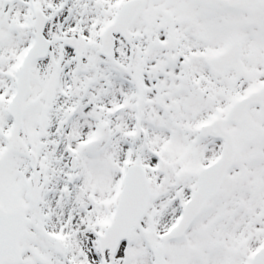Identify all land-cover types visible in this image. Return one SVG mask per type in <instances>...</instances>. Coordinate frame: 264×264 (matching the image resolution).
<instances>
[{
    "label": "snow or ice",
    "instance_id": "1",
    "mask_svg": "<svg viewBox=\"0 0 264 264\" xmlns=\"http://www.w3.org/2000/svg\"><path fill=\"white\" fill-rule=\"evenodd\" d=\"M0 264H264V0H0Z\"/></svg>",
    "mask_w": 264,
    "mask_h": 264
}]
</instances>
